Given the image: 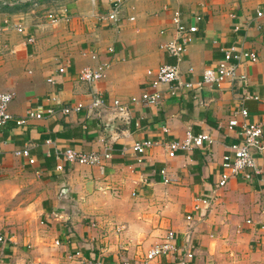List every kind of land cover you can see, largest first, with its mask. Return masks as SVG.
Wrapping results in <instances>:
<instances>
[{
	"label": "crops",
	"instance_id": "crops-1",
	"mask_svg": "<svg viewBox=\"0 0 264 264\" xmlns=\"http://www.w3.org/2000/svg\"><path fill=\"white\" fill-rule=\"evenodd\" d=\"M65 7L68 19L56 23L29 12L32 20L26 26L33 42L12 31L0 35V92L14 94L10 113L23 117L29 107L38 106L43 111V117L22 125L10 121L0 126V220L13 222V199L25 192L26 203L37 206L41 225L49 228L52 241L60 242L68 264L138 261L168 230L180 244L187 237L192 241L190 264H264V231L258 227L264 220V151L254 153L259 172L251 169L249 178L236 176L224 187L217 185L222 156L239 140L242 122L260 123L264 131V16L255 15L264 0H127L116 24L98 18L109 10L108 0H75ZM174 8L198 28L185 33L190 40L179 62L159 47L173 36ZM10 18L20 16L12 12ZM230 44L257 53L256 61L239 66L244 81L197 91L172 92L161 85L159 103L131 101L150 79L147 70L177 64L184 80L200 79ZM62 62H67L66 72L58 74ZM104 62L109 67L101 79H79L82 68ZM48 76L54 77L53 84ZM95 91L107 105L92 114L87 108ZM52 95L57 100H46ZM113 99L127 106V120L117 117ZM77 102L83 104L80 111L61 113ZM238 104L248 116H238L239 125L229 128ZM49 106L55 114L46 113ZM187 130L209 133L212 144L167 154L162 141L181 139ZM145 139L157 144L139 160L131 147ZM105 143L111 158L99 166L69 164L59 157L66 148L101 151ZM25 147L33 163L14 154ZM61 162L63 169L56 170ZM0 234L9 246L2 249H11L18 236ZM175 259L169 255L151 264H175Z\"/></svg>",
	"mask_w": 264,
	"mask_h": 264
},
{
	"label": "built area",
	"instance_id": "built-area-1",
	"mask_svg": "<svg viewBox=\"0 0 264 264\" xmlns=\"http://www.w3.org/2000/svg\"><path fill=\"white\" fill-rule=\"evenodd\" d=\"M42 0H8L3 1V4L16 5L22 3H28L33 7L37 6ZM110 8L108 11L98 14L100 20H107L110 23L116 24L119 20V14L126 4L127 0H108ZM60 12L56 14H49L48 19L51 23H56L59 20H67L69 13L67 8L62 6ZM256 17L264 16V7L256 8ZM132 19V17H130ZM198 17H194V20ZM171 24L173 26V36L169 39L162 41L159 44L160 49L166 52L168 55L173 56L177 61H181L182 57L187 49L190 38L185 33H194L197 31V26L194 22H187L184 15L178 8H174L171 11ZM15 32L17 34H24L27 37L28 42H33L34 37L27 30V26L22 22L11 19L5 16L0 22V35L4 32ZM164 31H161L163 33ZM261 40L264 42V27L261 30ZM1 39V38H0ZM113 51L112 48L108 50ZM222 56L216 62V64L205 68L202 71L201 78L196 80H184L181 78V70L177 64L164 63L157 67L155 70H147V75L150 79L146 83L145 88L141 92L139 98L132 97L131 101H142L146 104H157L160 102L162 94L160 91L161 85H167L174 92L178 88L181 90L197 91L206 85H219L224 81L234 82L244 81V75L239 74V66L244 60L256 61L257 53L254 51L239 50L235 45L230 44L227 47H222ZM67 62H62L56 68L58 74L66 72ZM109 67L108 62H104L96 68L84 67L79 73L78 77L80 80L94 83L101 79L106 70ZM187 71L193 72V67L189 66ZM46 81L50 84L54 83V77L48 76ZM14 94L12 92H0V126L6 125L10 121H14L16 125H22L27 120L33 118L43 117V111L41 107L37 108L29 107L26 110L25 116L15 117L9 111V104L12 101ZM46 100L55 101L57 100L56 95H52ZM106 101L98 91L94 92L91 98V102L88 105V112L94 113L96 110L100 111L106 107ZM110 106L117 113V117L122 121L128 119V108L125 104H122L118 99H113ZM83 108L82 102H77L73 105L64 106L61 108L62 114H69L70 112H78ZM54 107H48L46 113L53 115L56 113ZM238 116L247 117L248 111L242 105L238 104L231 110V118L228 120L227 126L232 128L239 125ZM165 131L167 129L165 128ZM213 139L209 133L200 132L193 133L190 130L185 132V135L181 139H166L162 141V145L165 148L167 154L174 155L177 152L189 151L193 148H202L212 144ZM157 144V141L150 139L137 140L132 144V150L138 155L140 160L145 151L152 146ZM264 151V131L260 123H247L242 122L239 130V140L232 142L228 145V150L223 154L221 160V171L217 180L218 187H224L228 181L236 176H243L245 178L250 177V170L259 172L255 164L254 153ZM14 154L26 158L30 163L34 162V158L30 155L29 148H23L15 150ZM60 159L63 162L69 164H79L86 166H99L104 161L111 158V147L105 143L101 151H88L81 152L73 148H66L59 154ZM63 162L56 164V170L63 169ZM164 181L167 182L165 169L160 170ZM205 205H210V200L204 198L201 200ZM264 214V211H263ZM187 219H191L190 215L186 216ZM247 223L251 220L247 219ZM258 227L261 231H264V220L258 223ZM5 242V237L0 234V246ZM58 244V240L55 241ZM78 255V252L74 253ZM175 256V264H190L194 257V246L192 241L187 237L183 243H179L177 236L173 230H168L164 236L157 242L153 243L151 247L139 258L138 261H130L128 259L112 260L106 263L98 264H151L152 261L162 258L165 256ZM73 254H68L71 258ZM1 262V260H0Z\"/></svg>",
	"mask_w": 264,
	"mask_h": 264
},
{
	"label": "rangeland",
	"instance_id": "rangeland-1",
	"mask_svg": "<svg viewBox=\"0 0 264 264\" xmlns=\"http://www.w3.org/2000/svg\"><path fill=\"white\" fill-rule=\"evenodd\" d=\"M3 1L8 0H0V16L10 18L14 12L20 16L18 20L28 26L29 21L32 20V13H29L31 10H34L33 14H38L41 20L46 22L49 20V14L57 12L62 6L73 5L75 0H42L35 7L28 3L10 6L3 4ZM24 194L25 192H21L13 199L15 207L13 222L0 220V230L3 233L18 236L15 243L11 244V249H2L3 246L9 248L8 242L0 246V264H68L60 253V242L58 245L55 243L56 240L52 241L49 228L41 225L40 218L36 215L37 206L27 204ZM35 233L38 238L35 237ZM143 250L144 248H141V251Z\"/></svg>",
	"mask_w": 264,
	"mask_h": 264
}]
</instances>
